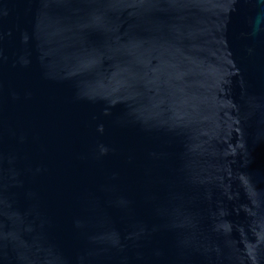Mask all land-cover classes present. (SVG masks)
<instances>
[{
	"label": "water",
	"instance_id": "1",
	"mask_svg": "<svg viewBox=\"0 0 264 264\" xmlns=\"http://www.w3.org/2000/svg\"><path fill=\"white\" fill-rule=\"evenodd\" d=\"M0 264H264V0H0Z\"/></svg>",
	"mask_w": 264,
	"mask_h": 264
}]
</instances>
